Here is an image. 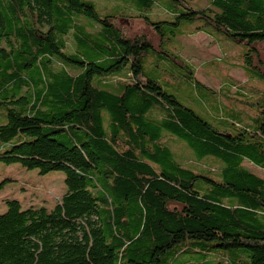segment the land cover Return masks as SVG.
<instances>
[{
  "label": "trees",
  "instance_id": "trees-1",
  "mask_svg": "<svg viewBox=\"0 0 264 264\" xmlns=\"http://www.w3.org/2000/svg\"><path fill=\"white\" fill-rule=\"evenodd\" d=\"M122 1L101 14L93 0H0V161L63 171L66 186L50 210L6 201L0 264H162L188 250L264 264V177L245 165L264 170V89L213 125L150 74L169 60L193 75L157 46L165 26L199 21L244 45L245 74L264 82V0H166L171 21L143 13L163 0Z\"/></svg>",
  "mask_w": 264,
  "mask_h": 264
},
{
  "label": "rangeland",
  "instance_id": "rangeland-1",
  "mask_svg": "<svg viewBox=\"0 0 264 264\" xmlns=\"http://www.w3.org/2000/svg\"><path fill=\"white\" fill-rule=\"evenodd\" d=\"M99 13L113 7L122 9V0H93ZM184 6L201 9L209 6V0L181 1ZM176 4V1H172ZM172 9L166 0L155 3L150 10H144L152 20L171 21ZM83 20H87L82 17ZM199 21L184 22L180 26H165L164 43L157 46L179 55L193 72L190 75L184 67L165 60L154 64L151 70L164 90L173 94L182 104L192 108L199 116L213 125L220 118H226L231 109L250 108L249 104L240 103L238 99L256 102L262 97L264 82L257 77L246 75L242 67L244 45L234 43L219 33L211 31H194ZM128 26V22L124 21ZM147 64H145V67ZM148 68V67H147ZM147 70V69H146ZM243 91L248 96L238 95ZM264 98V97H263ZM248 115L252 111L246 109ZM6 121L2 116L0 123ZM166 142L176 152L181 164H196L197 161L189 148L166 136ZM246 167L264 177V170L245 163ZM66 192L64 172L51 170L40 173L38 169H26L18 162L0 161V213L7 209V200H17L22 208L30 205L45 207L50 210ZM235 250H210L204 256L199 252L179 254L177 258H165L162 264H226L227 257ZM169 257V256H166ZM207 259L204 261V259ZM239 264H243L240 263Z\"/></svg>",
  "mask_w": 264,
  "mask_h": 264
}]
</instances>
